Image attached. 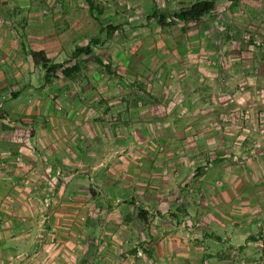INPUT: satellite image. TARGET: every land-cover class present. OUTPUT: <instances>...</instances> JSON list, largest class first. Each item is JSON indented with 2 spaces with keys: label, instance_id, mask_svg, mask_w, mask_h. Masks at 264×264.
I'll use <instances>...</instances> for the list:
<instances>
[{
  "label": "crops",
  "instance_id": "obj_1",
  "mask_svg": "<svg viewBox=\"0 0 264 264\" xmlns=\"http://www.w3.org/2000/svg\"><path fill=\"white\" fill-rule=\"evenodd\" d=\"M90 1L0 0V264H262L264 131L232 156L201 67L177 99H114L89 77L35 93L52 82L29 50L63 57Z\"/></svg>",
  "mask_w": 264,
  "mask_h": 264
},
{
  "label": "rangeland",
  "instance_id": "obj_2",
  "mask_svg": "<svg viewBox=\"0 0 264 264\" xmlns=\"http://www.w3.org/2000/svg\"><path fill=\"white\" fill-rule=\"evenodd\" d=\"M194 1L197 0H91L93 9L88 13L92 24L77 27V39L63 57L48 59L51 63L66 65L76 62L79 70L70 78L57 71L49 82H44L47 85L52 82L46 90L34 84L35 93L57 97L56 90L70 81L77 83L76 87H97L89 83L90 78L92 84L99 82L114 99L151 101L154 97L149 87L162 88L157 90L159 95L177 99L184 92L173 86L186 78L189 80L191 73L195 77L193 69L198 65L203 69L204 75H201L205 82L198 95L202 93L201 99L207 103L219 100L221 104L216 110L220 114L219 127L221 131L235 132L232 138L223 137L227 145L232 144V156H250V152L241 153L256 148L261 140L256 133L264 131V0H213L214 8L209 14L186 23L175 19L167 27L146 19L152 11L170 15ZM105 24L118 25L110 39L100 31ZM197 35H205L206 39L214 37V42H207L205 49L212 55L211 48L217 42L219 52L214 56L197 54L204 44H199ZM96 36L102 41L92 46L91 54L74 60L70 57L75 46L85 45ZM30 61L35 65L31 57ZM229 98L234 105L224 103ZM43 103L40 109H52V101ZM55 104L61 107L57 101ZM0 116L4 118L1 110ZM251 133L254 134L249 136ZM190 141L206 142L199 138Z\"/></svg>",
  "mask_w": 264,
  "mask_h": 264
},
{
  "label": "trees",
  "instance_id": "obj_3",
  "mask_svg": "<svg viewBox=\"0 0 264 264\" xmlns=\"http://www.w3.org/2000/svg\"><path fill=\"white\" fill-rule=\"evenodd\" d=\"M213 8V0H197L191 3L187 8L174 11L170 13V15H165L163 13H155V11H152L149 15L146 16V19H153L156 24L160 27H167L173 24V20L175 19L183 23L198 20L202 16L209 14L213 10ZM117 29L118 25L112 24H105L100 27V31L104 33L106 39H110ZM101 41L102 39H100L98 36L90 38L87 44L75 46L70 53V57L74 60L80 55L86 56L91 54L92 46L97 45ZM30 57L33 63L37 65L39 64V67L43 70L44 82H49L50 78L54 76L57 71H59L62 76L70 78L75 72L79 70V67L76 62H73L70 65H66L65 63L49 62L48 59L45 58L42 51H33L30 53ZM143 213L144 212L142 210L138 209L136 211V217L140 221L145 222V217ZM262 264H264V261Z\"/></svg>",
  "mask_w": 264,
  "mask_h": 264
}]
</instances>
